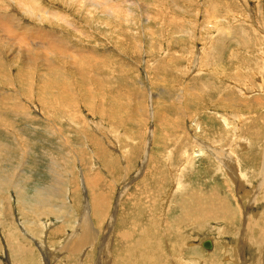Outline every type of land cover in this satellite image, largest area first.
<instances>
[{"label":"rangeland","instance_id":"rangeland-1","mask_svg":"<svg viewBox=\"0 0 264 264\" xmlns=\"http://www.w3.org/2000/svg\"><path fill=\"white\" fill-rule=\"evenodd\" d=\"M91 1L0 0L6 50L31 61L45 53L55 66L38 68L45 71L41 78H52L42 84L32 69L26 75L22 63L12 65L0 47L8 59L0 95L37 105L29 113L38 118L24 122L18 136L0 127V143L13 152L11 162L0 163L11 177L10 197L0 195L6 227L0 225V240L22 228V219L40 230L41 238L33 237L42 255L29 253L23 264H264V104L254 97L264 98V0H128L136 8L124 2L110 11L106 0ZM28 85L56 104L31 97ZM20 107L15 102L3 121L13 124ZM47 119L60 132L51 134ZM17 137L40 149L36 159L21 161ZM39 137L44 143L36 148ZM197 139L232 154L233 167L211 153L192 158L203 146ZM19 180L35 197L30 203L45 207L43 217L19 210ZM226 199L237 217L227 209L226 219L216 218V206L223 212ZM73 233L87 234L77 250L67 247ZM207 238L217 242L212 251L200 246ZM0 258L17 263L5 251Z\"/></svg>","mask_w":264,"mask_h":264},{"label":"bare ground","instance_id":"bare-ground-1","mask_svg":"<svg viewBox=\"0 0 264 264\" xmlns=\"http://www.w3.org/2000/svg\"><path fill=\"white\" fill-rule=\"evenodd\" d=\"M88 1V0H87ZM90 1V0H89ZM93 1H95V3H96V0H93ZM93 1H91V3L93 2ZM105 0H103V2H104ZM98 3H99V0L97 1ZM101 2V1H100ZM124 2H129V3H127V5H128V7H129V5H135V3H131L130 1H126V0H106V2H105V5H107V7H105L108 11H110V9L109 8H119L121 5H123V3ZM141 2V1H140ZM90 2H89V4H91ZM95 3H94V5H95ZM138 3V2H137ZM21 4V3H20ZM84 4H87V2L86 3H84ZM99 4H101V3H99ZM125 4V3H124ZM142 5H143V3H141ZM83 5V4H82ZM93 5V3H92V6H94ZM98 5V4H97ZM102 5L104 6V4L102 3ZM96 6V5H95ZM144 6V5H143ZM87 7V6H86ZM89 7V6H88ZM127 7V6H126ZM135 7V6H134ZM123 8V7H122ZM136 8V7H135ZM89 8H87L86 10H88ZM128 9V8H127ZM90 10H92V11H94L93 9H90ZM98 10H99V8H98ZM116 10V9H115ZM120 10V9H119ZM132 10V9H131ZM89 11V10H88ZM44 12V11H43ZM53 12V11H52ZM113 12H115V11H113ZM126 12V11H125ZM135 12V11H134ZM146 12H148V11H146ZM95 13V12H94ZM130 13V12H129ZM58 16H60V15H58ZM128 17V16H127ZM145 17H147V16H145ZM56 18V17H55ZM6 20V19H5ZM3 30V29H2ZM8 30L9 31H11V29H10V26H9V28H8ZM10 34H12L13 33V31L12 32H9ZM15 33V32H14ZM20 34V33H19ZM18 34V35H19ZM12 35H15V34H12ZM8 37V36H7ZM14 40V39H13ZM20 40L24 43L25 42V38L24 37H20ZM46 42H47V44H52L53 42H52V40L51 39H46L45 40ZM8 43V42H7ZM6 44V42H5V40H0V47H1V50L4 52V54H6V57L7 58H9L10 60H11V64L12 65H14V64H17L18 65V63L20 62V63H22V66H21V68L22 67H24V68H22L24 71H25V74L27 75V73H28V70L29 69H32L33 71H34V78H35V81H37V80H40L41 79V82L42 81H44L45 79L47 80L48 79V77L50 78V79H52L51 78V76H49L50 74H47L46 76H44V77H42L41 78V76H43L44 74H45V71L44 70H42V71H40V69H39V71H38V68H46L47 67V65H48V69L50 70L51 68H52V63H51V61L52 60H48V58H46L45 56H44V54L43 53H41V52H37V53H35V56H34V60H32L31 61V57H29V59L30 60H28L27 58H24V59H19L20 57H21V53H20V51H17V50H13L11 47H9V49H7L6 50V48L3 46V45H5ZM19 44V43H18ZM25 44V43H24ZM5 46H7V45H5ZM57 46V45H56ZM61 47V46H60ZM65 47V46H64ZM20 48V47H19ZM31 48V47H30ZM49 50L51 51H54L55 53H57V50H58V47H54V46H49ZM17 49V48H16ZM48 49V48H47ZM46 49V50H47ZM55 49H57V50H55ZM0 50V74H5V70H4V65L8 62V59H6L5 58V55L3 54V52ZM33 50V49H32ZM65 50V49H64ZM73 50H75V49H73ZM36 51V50H35ZM61 51H58V53H59V55L61 54L60 53ZM73 52V51H72ZM76 53V52H75ZM74 53V54H75ZM73 54V53H72ZM23 55V54H22ZM30 56H31V54H29ZM63 55V54H62ZM76 55V54H75ZM77 55H78V53H77ZM79 56V55H78ZM80 56H82L81 54H80ZM40 61V66L38 65H36V58ZM60 57V56H59ZM61 58H63V57H61ZM67 58V57H66ZM65 59V58H64ZM72 59V61L73 62H77V59L75 58V57H72L71 58ZM62 62V61H61ZM48 63V64H47ZM56 63V62H55ZM44 64V65H43ZM74 63H72V65H73ZM74 66V65H73ZM72 66V67H73ZM55 67V66H54ZM53 67V68H54ZM64 67V66H63ZM74 67H76V66H74ZM52 68V69H53ZM66 70V69H65ZM51 72V71H50ZM48 73V72H47ZM79 74H80V72H78ZM6 75V74H5ZM30 75V74H29ZM32 75V74H31ZM30 75V76H31ZM7 76V75H6ZM10 78V77H9ZM23 78V77H22ZM258 78V77H257ZM251 82V81H250ZM42 84H45L46 85V83H44V82H42ZM47 84H48V82H47ZM28 86H30L29 88H30V91H31V97H33V96H36L37 97V99H39V102L40 103H43L44 105H52V104H56V101L55 100H52V99H49V100H44V99H42V95H41V93H40V91L37 89V88H35L34 86H32V85H28ZM23 88V87H22ZM26 89V88H25ZM28 89V88H27ZM89 92V91H88ZM87 92V93H88ZM1 94V93H0ZM151 96V95H150ZM199 96H201V95H199ZM198 97V96H197ZM203 97V96H202ZM255 97V101L256 102H259L260 104H264V98L262 97L261 98V96L260 97H258V96H254ZM151 98V97H150ZM200 98V97H199ZM151 100V115H153V112H154V110H153V98H151L150 99ZM5 101H7L8 103H7V105L5 104ZM15 102L18 104V106L20 107V105L22 104L23 106H25L26 107V110H24V109H21V108H23V107H20V110L19 111H17L16 113L19 115V116H14V118H15V122L12 124V123H9V121L8 122H5V121H3V117L5 116V115H8L9 113H11V111H12V109H13V107H14V105H15ZM243 104H245V103H243ZM82 105V104H81ZM256 105V104H255ZM2 107H6V109L5 110H2ZM30 107H31V109H32V111H34V112H36V107H37V105H35V104H33L32 102H30V101H28V100H25L24 98H22L21 97V99H15V100H13V101H10V100H7V98L5 97V96H1L0 95V127H1V129H3V130H5L4 132H9V136L10 135H16V136H18V133H19V127L23 124L24 125V122H27V123H25V124H29L28 122H29V120H31L32 122L31 123H33L34 121H36V120H38V118H37V115L36 114H33L32 112L31 113H29V110H30ZM17 108V107H16ZM42 108V107H41ZM90 108V107H89ZM39 110V109H38ZM38 112V111H37ZM59 113V112H58ZM259 113V112H258ZM53 115V114H52ZM217 115V114H216ZM221 117H222V115H220ZM227 116V115H226ZM226 116H224V117H222V122H223V125H224V123H225V125L226 126H229V122H228V117H226ZM8 117V116H7ZM10 117V116H9ZM47 117V116H46ZM76 117V116H75ZM153 117V116H152ZM239 117V116H238ZM259 117V116H258ZM13 118V117H12ZM10 119V118H9ZM51 119V118H50ZM48 120V122L49 123H51V125L47 122L46 123V126H48L49 127V129H50V132H51V134H53L54 132L55 133H57L53 128H55L58 132H60L59 131V127L57 126V124H55V123H53V121H51V120ZM220 119V118H219ZM238 119V118H237ZM261 119H264L263 118V116L261 117ZM8 120V119H7ZM253 121V120H252ZM264 121V120H263ZM221 122V123H222ZM17 123H18V125H17ZM30 123V124H31ZM239 123V122H238ZM199 125V124H198ZM222 125V124H221ZM235 125H236V123H235ZM26 127H31V126H26ZM26 127L23 129V130H25L26 129ZM237 127V126H236ZM41 128H43V127H39V130L41 131ZM198 128H199V126H198ZM238 128V127H237ZM237 128H236V130H237ZM0 129V130H1ZM195 129V128H194ZM230 129V128H229ZM43 130H44V128H43ZM205 130V129H204ZM226 130V129H225ZM240 130V129H239ZM2 131V130H1ZM223 131H224V129H223ZM229 131V130H228ZM231 131H233V130H231ZM214 132V131H213ZM225 132V131H224ZM13 133V134H12ZM21 134V136L22 135H25L22 131L20 132ZM115 133V132H114ZM202 133V132H201ZM237 133V132H236ZM195 134V133H194ZM198 134V133H197ZM238 134H240V132L238 133ZM237 134V135H238ZM85 135V134H84ZM90 135V134H89ZM232 135H233V133H232ZM240 136V135H239ZM25 137V136H24ZM53 137V136H52ZM63 137V136H62ZM149 137H151V136H149ZM241 137V136H240ZM11 138H14V137H11ZM151 138H153V137H151ZM196 138V137H195ZM244 138V137H243ZM233 139H234V137H233ZM17 140L18 141H16V147H17V149H18V151L16 152V154H19V158H21L22 160L21 161H26L28 158H30L31 156H33V159H36V157H37V155H36V153H37V151L36 150H40L39 148H37V147H41V144H43L44 142V140H41L40 139V137L39 138H37V141H38V143L35 145L36 146V148L37 149H33L30 145H29V142L28 141H26L25 139H23V138H21V137H17ZM64 140H65V142H68L65 138H64ZM200 140H202V139H200ZM244 141H245V139H243ZM8 141V140H7ZM240 141V140H239ZM4 143L6 142V141H3ZM9 142V141H8ZM238 142V141H237ZM243 142V141H242ZM246 142H248L247 140H246ZM34 143V142H33ZM195 143V142H194ZM200 144V145H203L202 147L200 146V147H198V148H200L198 151H196L194 154H193V152L190 154V156H192V158H196V159H200L201 157H206V156H208L209 154L208 153H211V155L210 156H213V158L215 159V161H216V159L220 162V164H224V165H226V167H227V165L228 164H230L231 165V167H233L232 166V164L234 163V159H233V155L232 154H230L229 152H227V153H224V151L225 150H223V149H216V147H213V146H211V149L210 148H208V146H206V147H204V144L203 143H201L198 139H197V142H196V144ZM232 143H236L235 141L234 142H232ZM240 143V142H239ZM252 144V143H251ZM251 144L250 143H245V147H246V149H247V147H251ZM241 144H239V146H240ZM216 146V145H215ZM194 147V146H193ZM197 148V146L196 147H194L193 148V150H195ZM218 148V147H217ZM229 148V147H228ZM231 148V147H230ZM248 148V149H249ZM252 148V147H251ZM264 148V147H263ZM4 149H7L6 148V146L4 145V144H2V143H0V163L1 162H4V159H8L10 162H11V160H12V158H13V152H10L9 150L8 151H6V150H4ZM209 149V150H208ZM233 150V149H232ZM16 151V150H15ZM234 151V150H233ZM249 151V150H248ZM235 152V151H234ZM69 154V153H68ZM153 155V154H152ZM188 155V154H187ZM45 157H46V159H47V161H48V163L50 162V163H53L54 161H55V158L53 157V154L52 153H50V152H45ZM151 157V156H150ZM236 157V156H235ZM242 157V156H241ZM263 157H264V155H263ZM39 158L41 159V153H40V156H39ZM63 158H64V160H66L67 161V156H66V154L64 153V155H63ZM62 158V159H63ZM152 158V157H151ZM78 159V158H77ZM236 159H237V157H236ZM235 159V160H236ZM243 160V159H242ZM38 161H40V160H38ZM57 161V160H56ZM232 163V164H231ZM244 163H246V162H244ZM236 165H238V164H236ZM264 164H262V166H263ZM154 166V165H153ZM221 165H219V167H220ZM235 166V165H234ZM17 167H19V166H15L14 168H17ZM152 167V166H151ZM230 167V166H229ZM229 167H227V168H229ZM222 168V166L220 167V169ZM150 169V168H149ZM148 171V170H147ZM229 171H231V172H233L234 170H229ZM237 170H235V178L236 179H239L238 178V174H237V172H236ZM239 172V171H238ZM7 173L8 172H4V171H2L1 169H0V195H3V196H7V197H10L8 194H6L7 192H8V189H9V187H7V185L9 184V182H10V178L11 177H7ZM25 173V172H24ZM259 174H261V173H259ZM22 175V174H21ZM24 175V174H23ZM19 176V175H18ZM25 177V179L26 180H28V179H30L31 178V176L30 175H28V174H26L25 173V175H24ZM181 176V175H180ZM232 176V175H231ZM22 177V176H21ZM82 178H84V177H82ZM95 178H96V176H95ZM181 178V177H180ZM245 178V177H244ZM23 180V179H22ZM21 180V181H22ZM21 181L19 180V181H17L16 182V184L14 185L15 186V192H17L18 194H19V199H18V201H20L21 203H22V205L24 206V208H19V210L21 209L22 211H24V212H26V213H30V215L31 214H42V210L45 208H42V210H40L38 207H39V205H38V207H35V206H33V204H35V203H30V199H35V197H34V195H30V194H28V193H26L25 192V189H24V187H22L21 186ZM24 181V180H23ZM33 181V180H32ZM239 182L241 181L240 179L238 180ZM25 182V181H24ZM236 182V181H235ZM243 182H244V180H243ZM242 183V182H241ZM25 184V183H24ZM181 183L180 182H178L177 181V184L176 185H179V187L180 186H182V185H180ZM129 185V184H128ZM244 185V184H243ZM10 186H13V185H10ZM239 186H240V183H239ZM36 187V186H35ZM241 187L243 188V186L241 185ZM27 188V187H26ZM38 189V188H37ZM237 189H239V187L237 188ZM241 189V188H240ZM247 189V188H246ZM28 190V189H27ZM36 191V190H35ZM13 192V191H12ZM55 192V191H54ZM193 192V191H192ZM236 192H238V190L236 191ZM243 192H245L244 191V189H243ZM10 194H11V191L9 192ZM37 193V192H36ZM42 193V192H41ZM239 193V192H238ZM52 194H53V191H52ZM188 194V193H187ZM244 194V193H243ZM12 195V194H11ZM43 195V194H42ZM41 195V196H42ZM45 195V194H44ZM193 195V194H192ZM247 195V194H246ZM250 195V194H249ZM256 195V194H255ZM49 196V195H48ZM221 196V195H220ZM46 197V196H45ZM93 197V196H92ZM216 197V196H215ZM222 197V196H221ZM244 197V196H243ZM242 197V198H243ZM37 198V197H36ZM50 198V197H49ZM48 198V199H49ZM250 198V197H249ZM46 199L47 198H45V201H46ZM221 199V198H220ZM241 199V198H240ZM12 200V199H11ZM44 200V199H43ZM51 200V199H50ZM49 200V201H50ZM199 200V199H198ZM197 200V201H198ZM202 200V199H201ZM227 200V199H226ZM205 201V200H204ZM17 202V201H16ZM101 202V201H100ZM200 202V201H199ZM24 203V204H23ZM86 203V202H85ZM198 203V202H197ZM201 203V202H200ZM201 204H203V203H201ZM189 206V204H187V207ZM227 207H228V210H230L231 211V213L234 215V216H236V213L238 214V211L236 210V211H234L233 209L235 208V207H233L232 206V204L230 203V201H229V199L227 200V205H226ZM98 207V206H97ZM116 208H117V206H115ZM185 207V206H184ZM86 208V207H85ZM94 208V207H93ZM92 208V209H93ZM186 208V207H185ZM222 208V207H221ZM51 209V208H50ZM98 209H99V207H98ZM53 210H54V207H53ZM117 210V209H116ZM197 210H198V208H197ZM40 211V212H39ZM194 211V210H193ZM192 212V211H191ZM185 213L186 214H189L190 213V209L188 208L187 209V211H185ZM45 214V213H44ZM44 215L42 214V217H43ZM247 216V215H246ZM34 218H35V216H33ZM237 217V216H236ZM218 218V217H217ZM86 219H88V218H86ZM20 220V222H21V224H22V228H20L18 225H16V227H15V229L13 230V231H11L10 233H8L6 236H5V240L4 239H2V240H0V252L1 251H5V252H7L8 254H9V256H10V258H12L13 260H16L17 259V263L16 264H23L22 263V261H23V259L24 258H26L27 257V255L29 254V253H34V254H36L37 253V255L38 256H41L42 257V255L41 254H39L38 253V251H37V248H36V245L40 242L39 241V239H38V241H37V239L36 238H34L33 236H35V237H40L41 238V236H39L40 234H39V232H40V230H38V229H36V228H33V226L31 227V226H29L30 225V222H28L27 220H22V219H19ZM31 222H32V220H30ZM78 221V220H77ZM78 223V222H77ZM89 223V222H88ZM9 224V223H8ZM0 225H1V227H3V230H6V227H5V224L3 223V222H0ZM11 225H13V222L11 223ZM77 225V224H76ZM64 226V225H63ZM33 229H35V230H33ZM22 233H21V232ZM79 231H81L82 232V229H77V230H75L74 231V233H76V232H79ZM111 231V230H110ZM44 233H45V231H44ZM74 233L71 235V236H69L70 237V239L72 238V241H68V244H67V247H72L73 249H75V250H77L78 248V246L80 247V242L83 240H86V236H87V234H86V236H84V235H82L81 237H80V235L78 236V237H76V238H74ZM243 234V233H242ZM110 235H112V234H110ZM22 238L23 239V241L22 240H20L19 238ZM103 238V237H102ZM110 238H111V236H110ZM247 238V237H246ZM16 240V241H14V240ZM208 239V238H207ZM212 239V244H213V247L212 248H206V247H204L203 246V244H202V242L204 241V240H206V239H203V240H201L200 241V246L201 247H203L206 251H212L214 248H215V246H214V238H211ZM31 240V241H30ZM108 241V240H107ZM106 241V242H107ZM87 243V242H86ZM47 244V243H46ZM244 244V243H243ZM246 244V243H245ZM44 246V245H43ZM101 246V245H100ZM106 248H107V245H106ZM196 248V247H195ZM68 249V248H67ZM194 249V248H193ZM197 249V248H196ZM240 249V248H239ZM45 250H46V252L48 251V248H45ZM236 250V249H235ZM194 252H196V251H194ZM48 253V252H47ZM192 253V252H191ZM83 254V253H82ZM192 254H194V253H192ZM237 254V253H236ZM47 255V254H46ZM198 255V254H197ZM83 256V255H82ZM199 256V255H198ZM196 257V256H195ZM241 257V256H240ZM43 261V260H42ZM244 261V260H243ZM41 262V261H40ZM39 262V263H40ZM191 262V261H190ZM189 262V263H190ZM194 262H196V261H194ZM200 263V262H199ZM0 264H5L4 263V261L2 260V258H0ZM197 264V263H196ZM242 264V263H241Z\"/></svg>","mask_w":264,"mask_h":264},{"label":"crops","instance_id":"crops-1","mask_svg":"<svg viewBox=\"0 0 264 264\" xmlns=\"http://www.w3.org/2000/svg\"><path fill=\"white\" fill-rule=\"evenodd\" d=\"M216 209H217V211H216V218L218 217H223V218H225L226 217V211H227V209H228V207L226 206L225 207V209L223 210V212H219V210H221L219 207H217L216 206ZM226 219V218H225ZM215 244L217 245V242H216V240L214 241V246H215ZM216 247V246H215Z\"/></svg>","mask_w":264,"mask_h":264},{"label":"water","instance_id":"water-1","mask_svg":"<svg viewBox=\"0 0 264 264\" xmlns=\"http://www.w3.org/2000/svg\"><path fill=\"white\" fill-rule=\"evenodd\" d=\"M144 166H145V165H144ZM144 166H143V168H144ZM143 168H142V169H143ZM202 244H203V246L206 247V248H212V247H213L212 239H211V238H208V239L204 240V241L202 242Z\"/></svg>","mask_w":264,"mask_h":264}]
</instances>
